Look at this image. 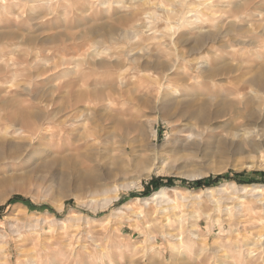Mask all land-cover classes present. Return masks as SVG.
I'll return each instance as SVG.
<instances>
[{
  "label": "rangeland",
  "instance_id": "374dc122",
  "mask_svg": "<svg viewBox=\"0 0 264 264\" xmlns=\"http://www.w3.org/2000/svg\"><path fill=\"white\" fill-rule=\"evenodd\" d=\"M259 70L264 0H0V264H264L260 204L202 194L264 184V145L242 152L232 127L190 118L243 109ZM88 155L137 187L102 208L77 196L68 159ZM162 188L173 204H142ZM178 227L187 247L171 251Z\"/></svg>",
  "mask_w": 264,
  "mask_h": 264
},
{
  "label": "bare ground",
  "instance_id": "6f19581e",
  "mask_svg": "<svg viewBox=\"0 0 264 264\" xmlns=\"http://www.w3.org/2000/svg\"><path fill=\"white\" fill-rule=\"evenodd\" d=\"M247 86H249V88H250V86L254 87L252 89L250 88L253 92V101H248L247 103H245L243 105V107H244L243 109H237L234 112V111H231L232 105H228L230 103H228V104L224 103L225 106L223 105V107L221 109H217V110L213 111L212 113H210V112L208 113L207 109H205V107L204 108L202 107L203 109H202L201 115L194 116L193 114H191L190 118H192L196 121V123H194L196 125H197V123H206L207 121L216 120V121H219L220 123H222L223 125H226L227 127H232V135H233L234 139L237 141L238 149L241 150L242 152L251 153V152L258 150L262 145H264V131L257 125V122H256V120H257L258 116H260V114L263 110V106H264V70H259V72L256 75L252 76L249 80L244 81L243 84L241 85V87H237V88L240 91L241 89L243 90L244 88L248 89V88H246ZM84 94L85 93L78 94V96L76 98L81 99L82 97L86 96ZM215 98L216 97H214V100H215ZM210 99H209V102H210ZM203 101H205V100H203ZM193 104H194V102H193ZM210 105H212V104H210ZM208 108H209V106H208ZM191 109H193V108H191ZM185 118H187V117H185ZM196 125H194V126L196 127ZM189 126H190V124H189ZM84 158L90 160V162L87 165H90L91 163H93L92 165H90V167H88L86 169H83V167H82V164L87 163L85 160L84 161L80 160V161L75 162V161H73L72 158L68 159V169H70L71 171H73V173L76 174L75 178H73L69 182V184L72 185V187L74 188L75 191H77V193H78L77 196H83L84 195L85 198L88 199L87 201L89 203L99 205L102 208L103 206H106V205L110 204L111 202L117 200L119 198V194L122 191L137 187V182H133V180H131V181L126 180L127 170L125 169V167L120 166V165H112V166L103 165V166H105V169H103L101 171L100 170L101 167L99 168V166L97 165L99 160L94 158V156L88 155V156H85ZM250 158H252V157H250ZM149 159H152V160H154L153 162H155L156 157L155 156L149 157ZM156 162H158V159ZM154 169L155 168H148L145 172H143L142 174H139L137 176V179L148 178L149 176H151ZM62 187H63V189L67 188L66 182L63 184ZM226 187H228L230 189V191H227L226 188L215 187V188L206 189V191H203L202 194L212 196V193H216V194L220 195L221 197H223L224 199L232 200L234 207H236L237 210L242 211V213L245 210L246 211L249 210L248 208H250L251 213H254L255 212V211H253V209H254L253 205L254 204L252 206L246 205L244 200H243L247 197H250L254 200V202L256 204L257 203H258V205L260 204L261 208L264 210V184H261V185H235L233 183H230V184H227ZM168 190H169L168 188H162V189L152 193L150 197L142 198V200L140 198H137L136 201L141 200V201H143L142 204L147 205V206H148V204H150L152 202L158 207H161L162 205L165 206L167 204H173L174 203L173 199H171L167 194ZM229 195H231V196H229ZM210 196H209V199H213ZM97 197H99V198H97ZM178 197L180 198V200H182V202L186 203V202H189V201L194 200V199L196 200V198L198 196H195V194H191V193H188L187 195L179 193ZM80 199H83V198H80ZM213 200L215 201V199H213ZM217 201H219V200H217ZM211 202H213V201H211ZM225 203H227V202H225ZM223 205H225V204L223 203ZM232 207H233V205H232ZM172 208H170V209H172ZM124 209H126L128 211H132V208L130 206H127V204H126V205L119 207L116 212L122 213L123 212L122 210H124ZM164 210H165L164 208H161L160 213L163 212ZM226 210H228V208ZM171 211L172 210H170V212ZM158 212H159V210H158ZM134 215H136V217L138 219H140L142 217L141 213H136ZM165 216H167V215H165ZM70 217H74V216H70ZM79 218H81V217H79ZM71 220H72V218H71ZM84 223H87V222H84ZM165 225H166V223H165ZM144 226H145V228H147V227L151 226V224L145 223ZM176 231H177L176 234H174L172 232V230L170 231L169 229L163 231V234L165 236L170 237V238L175 237V240H178L175 243H171L169 248L171 251L185 250L187 245L185 244V242L182 241L181 236H180L184 232V229L181 227H178ZM194 234L195 233L190 232L191 236H194ZM259 236L262 237L261 234H259ZM256 245H257L256 243H250V244H248V246L246 248L243 247V249L245 248L244 249L245 255L243 256L244 257L243 259H250L252 255L253 256L256 255V253H255ZM217 248L219 249V247H217ZM215 251H218V250L215 249ZM220 251H222V250H220ZM214 253H217V252H214ZM211 254H212V252H211ZM222 256H223V260L220 264H226L225 260H227L228 258L226 257V254L223 255V253H222ZM253 258H255V257H253Z\"/></svg>",
  "mask_w": 264,
  "mask_h": 264
},
{
  "label": "trees",
  "instance_id": "16d2710c",
  "mask_svg": "<svg viewBox=\"0 0 264 264\" xmlns=\"http://www.w3.org/2000/svg\"><path fill=\"white\" fill-rule=\"evenodd\" d=\"M222 179V178H226V177H223V176H218V177H214V178H206V179H199V180H196V181H193V183H192V187H202V186H205V185H210V184H214V183H216L219 179ZM157 181V180H156ZM156 181H154V182H156ZM164 182V184H166V185H171L172 183H173V181H174V179H171V178H167V179H165V180H163ZM181 182H185V181H181ZM160 186V184H156L155 186H154V189L155 188H158ZM145 194H148L149 193V191H145L144 192ZM17 198H19V197H17Z\"/></svg>",
  "mask_w": 264,
  "mask_h": 264
}]
</instances>
